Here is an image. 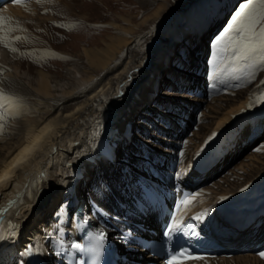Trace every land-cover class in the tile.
<instances>
[{
	"label": "bare ground",
	"instance_id": "bare-ground-1",
	"mask_svg": "<svg viewBox=\"0 0 264 264\" xmlns=\"http://www.w3.org/2000/svg\"><path fill=\"white\" fill-rule=\"evenodd\" d=\"M94 1L96 0L89 3L81 1L83 4L77 5L75 8L100 9L101 17L104 19L111 17L113 10L117 9L112 5L116 4L120 10L122 8L130 9L138 15L149 12L138 25L159 21L162 19V17L160 18L162 11L171 17L175 13V8H171L168 4L169 0H116L115 4H102L103 8ZM171 1L176 4L180 2V0ZM29 2L24 5H2L0 17L9 18L7 21H0L3 24L2 28L11 29L16 17H23L31 13L36 16V9L32 8L41 1L30 0ZM76 2L78 0H72L73 4ZM53 3L55 2L52 1L50 5H47L49 11H52L55 6H59V4ZM160 4L161 6H159ZM136 17L137 15L120 16L119 21L129 27L115 22H107L105 26H108L111 32L121 31L129 35L137 25L133 24V19ZM178 17L180 18V16ZM52 19L54 18L51 16L50 20ZM39 24L47 26L48 29L45 32L51 41L56 43L61 41L60 33L57 36L58 32L52 29L49 23ZM83 24V22H79L77 25L81 32L86 31L87 37L72 35L74 30L71 27L65 38H78L81 42H86L90 33ZM171 26L168 25L165 28L166 31ZM99 30L100 32L104 31L105 27L99 28ZM1 32H4L1 35L2 40H0L2 43L5 41L8 43L11 36H14L13 40L21 41L15 37L21 36L19 31H16L17 34L8 32V40L4 38L5 31L1 29ZM217 36V40L221 38L220 34ZM111 40H116L118 45H111L109 43ZM110 41L103 48H83L81 54L74 59L75 62L66 69L61 81L52 77L48 72H44L45 69L33 77L19 73L18 68L12 65L14 61H8L9 59L5 58L0 48V94L15 98L14 104L11 106L0 107V125H3L0 142L6 141L0 145V209L11 206L3 215V220L0 223V264H16L17 260H20L22 264H34V261L42 264H54L52 251L55 244L49 248L46 240L47 237L56 233L55 227H52L51 220L53 219H49V213L53 208L44 213L41 212L50 203L51 206H54L59 201H68L69 212L62 218L64 226H68L71 219L73 222L71 229L57 230L62 233V237H68L65 241L61 240V246L79 243L80 235L74 223L78 217L98 234L100 232L106 234L105 244L118 251L120 264H161L156 257H150L138 247L125 245L120 232H117L115 228L129 231L128 229H132L131 224L135 225L136 222L144 223V226L158 225L154 211L144 208L143 201L147 199V195L140 191L138 182L150 184L152 180L148 176L151 174L154 177V182L157 181L161 193L166 194L172 193V190L168 189L169 185L183 186L184 172L189 170L188 168L180 169L181 166H179L176 176L174 174V182L168 179L169 170L172 169V166L174 167L177 161L175 156L178 146L175 144L176 147L173 149L171 147L173 142L176 143L187 133L192 122L195 121L192 118V112L200 107L201 103L191 101L188 103L186 99H179L174 103L164 102L161 107L167 110L157 111L159 125L150 120L154 129H148L154 130L152 138L158 139L156 145L162 144L170 147L171 153L165 151L159 153L157 151L159 149L155 145L153 147L145 140L129 136L130 140L137 139L140 144L137 145L141 153L137 154L139 158L136 159L142 160L143 165L148 168V170L144 169L148 175L136 173L131 184L129 178L135 165L131 166L129 161L133 160V156L136 154L135 152L132 155L129 154V149L133 148L128 140L129 126L133 115L138 113H135V110L140 109L148 102L149 95H151L149 93H152L151 89L154 87H152L156 78L154 76L161 69L162 63L160 62L166 53L159 51V47L153 49V46L151 48L148 46L144 57L140 54L135 55L122 70L113 74L97 90L88 94L91 87L93 88L97 84L96 82L102 80L119 65L122 52L132 42L131 38L120 37L119 34L110 36ZM157 43L156 41L154 45H160V42ZM213 49L216 51V46ZM42 61H38V64L43 66L45 62ZM201 65L203 64L201 63ZM204 66L205 64L200 71L201 74L204 73ZM214 66L212 65V69ZM30 67L32 68L31 64ZM199 68L200 65L195 70L197 71ZM261 69L264 68L255 65L251 69V73H256ZM171 77H168L172 81L169 86L193 90V93H203L201 90L203 78L202 82L196 81V78L192 77L189 79L191 82H178L176 76L171 75ZM260 84H264V80L257 86ZM259 107L260 105L256 110ZM172 108H179V112L174 113L168 110ZM156 110L154 107V111L149 114L154 115ZM247 110H249V103L245 101L236 109H231L218 121L215 128V135H219L218 141L209 148L213 160L210 165L214 160H217L218 163L214 169H209L204 175H199L194 171L193 178L196 183H200L199 187L201 188L194 192L198 195L187 207L190 208L200 199H203V202L198 203L190 211L185 205L181 208L182 213L192 214L207 207L208 213L214 218L217 227L223 229L224 236L221 237L220 245L235 251V254L230 258L220 256L215 259H203L185 264H264L263 260L253 255L256 245L264 244V217H261L264 205L262 208H258L260 202L253 207L245 208V206L238 211L233 210L244 200H248L250 196L264 192V174L254 181L251 180L252 182L245 188L240 181L242 177L237 179L235 188L228 190L223 188L225 187L223 181L213 185H211L213 179L209 181V178L218 172V167L225 165V160L233 153L232 147L234 146L236 149L237 145L233 143L236 142L235 137L240 134L241 128L235 129L239 125L235 119L240 114L247 113ZM22 113L26 114L24 120L20 118ZM145 117L147 118V115ZM160 118L161 122L163 123L164 120L165 123L161 124ZM148 129L146 128L145 133L148 132L151 134L148 136H152V131L150 133ZM132 130L134 129L131 127V133H133ZM160 133L165 137L159 136ZM255 139L249 140L248 143L256 142ZM220 142H223V145L219 149H215ZM144 143L147 144V147ZM248 143L244 142L243 146L248 148L250 146H247ZM119 146H122L123 154L116 157V150ZM150 147H153V150ZM139 155H143V159H140ZM198 157L194 159L193 167L203 164V161H199L200 157ZM136 159L134 158V160ZM138 160L135 163H139ZM192 166L189 167L192 168ZM202 169L204 170V167ZM172 171L175 173L174 168ZM93 172L94 177L90 184L95 186L96 182L97 191L93 192L90 185L86 190L90 196L86 200L84 187L91 180ZM251 175H247L246 180L250 179ZM190 184L184 188H191L194 183L191 181ZM134 196L138 201L133 199ZM221 205L229 210L222 213L223 206ZM233 216H237L236 220L244 222L248 228L243 230V228H237V225H229L226 219ZM255 218L257 220L254 223L251 222ZM29 246H31L30 252L26 251ZM69 248L71 249L69 258H66V255L64 258L67 262L58 258L57 264H76L79 261L77 257L79 250L72 246ZM221 255H224V252H221Z\"/></svg>",
	"mask_w": 264,
	"mask_h": 264
},
{
	"label": "rangeland",
	"instance_id": "rangeland-1",
	"mask_svg": "<svg viewBox=\"0 0 264 264\" xmlns=\"http://www.w3.org/2000/svg\"><path fill=\"white\" fill-rule=\"evenodd\" d=\"M35 1H41L32 8L36 9V16L31 13L23 17H16L15 21L13 22V26L11 27V29H15V31L9 32L6 28H2L3 24L0 23V40H2L1 35L4 34V32H1V29L2 31L4 30L5 33L9 32L12 34H17L16 31H19V33H21L20 42L13 40L12 37L14 36H11V38L9 39L10 44L6 41L3 43L0 41V48L2 53L5 55V58H7V60L9 59L8 61H14L12 62V65L18 68L19 73L21 72L33 77L36 76L40 71H43V69H45L44 72H48V74H50L52 77L61 81L62 77L65 75L66 69L69 67V65L75 62L74 59L77 57V55L81 54V50L83 48H103L105 47L104 45L110 41V36L112 35L114 36L119 34L120 37L131 38L132 42L121 54L119 65L114 68V70H111L112 72L107 74V76H104L102 80L96 82L97 84H95L93 88L91 87V89L88 91V94H91L102 84H104L113 74L122 70L127 65V63L134 58L135 55L140 54L142 55V57H144L146 55L148 46L150 48L153 46V49L154 47H159V51H163L164 53H166V56L162 57V60L160 62L162 63L161 69L157 71L156 75L154 76V78L156 77L152 84V87H154L151 89L152 93H149L151 95H149L148 102L140 109L135 110V113H138L133 115L129 130L131 131V127L134 130H132L133 133L129 131L128 140H130L129 136H136L134 138L145 140L146 143L151 144V146L154 147L155 145V147H158L159 150L157 151L159 153H164V151L167 153H171L172 150L170 149V147L163 146L162 144L157 146L156 144L158 139L155 140V137L152 138L154 134V126L151 125V122L159 125L157 120L159 118V113L157 111H166L167 109L161 107V105L162 103L168 101L170 103H174L179 99H186V102L188 103L189 101L193 103L200 102V107H197L196 110L192 112L194 114H192V118L195 121L192 122L191 127L188 129L187 133H185L176 143H172V149L173 147H176L175 144L178 146L177 155L175 156V160L177 161L175 162L174 167H171L172 169L174 168L175 173L172 171V169H170L168 175V179L174 182V174L176 176V171L179 166H181L180 169L189 168V166L193 165L194 159L196 157L209 150V148L218 141L217 137L219 135H215V128L217 127L218 121L227 112L231 111V109H236L246 101L247 103H249V105L251 104V107L249 106V110L246 111L247 113L244 112L237 116V118L235 119L236 121H238L237 123H239V125L236 126L235 129L241 128L240 134L235 137L236 142L233 143L234 145H237L236 149H234V146L232 144L233 153L225 160V165L223 167H218V172L211 176L209 178V181L213 179L211 185L216 182L223 181L222 183H225V187L223 188L225 190H228L231 188H235V185H237V179L239 177H242L240 181L242 183V186L245 188L252 181L264 174V116L259 120H254V117L248 118V116L253 112L264 109V103L258 102L257 100V97H259L261 94H264V84H260L259 86H257L264 80V69L259 70V72H263H260L259 74L257 73L258 75H256L254 81L249 87L245 86L239 91H235L218 98H212L209 101L200 100L199 98H195L192 95L189 96V94L187 95V93H184L185 91H187L185 88L181 89L169 86L170 83H172L171 80H173L171 75L176 76L178 82H191V80H189L190 77H192L193 79L196 78V81H203V77L201 76L200 78V76L197 75L198 70L196 71L195 69L199 65L200 67L203 66L205 64V62L203 61H207L208 57L210 56L211 45L215 39L214 33L220 29L218 33H221L223 37L226 36V34H228V29L235 22L237 14L242 10L245 4H248L250 2V0H180L179 4H176L175 2L169 0L168 4L171 6V8H175V13L172 15V17L169 16V14L165 15V11H162L160 14V18L162 17V19H160L159 21L155 20L153 22H149L145 25H138V23L149 12L138 15L137 13L132 12L130 9L122 8L120 10L117 4L112 5L117 9L113 10L111 17L109 19H104L103 17H101L102 11L100 9L84 10L81 7V9L78 7L75 8L77 5L83 4V2L81 1L89 3L93 0H78V2H76L75 4L72 3V0ZM52 1L56 3H53L55 5L59 4L61 8L59 6H55L52 11H49L50 9L47 8V5H50ZM94 3L101 7L102 4L105 3L115 4L117 2L116 0H96L94 1ZM159 6H161V4ZM103 7L104 6H102V8ZM253 7L255 6L253 5ZM256 11L258 12L259 9H256ZM135 15H137V17L133 19V24L137 25L134 27L132 34L127 35L122 33L121 31L111 32L108 26H105L107 22H115L123 25L124 27H129V25L120 22L119 18L120 16L126 17ZM175 15L177 16L175 17ZM51 16L54 19L50 20ZM178 16H180V18ZM38 22L45 24L49 23L51 25V28L55 29L56 32H58L56 33L57 36L60 33L59 37L61 41L59 43L51 41L49 35L47 34V32H45L48 29L47 26L43 24V26H41ZM79 22H83V25L86 26L88 32L90 33L89 39L86 42H81L78 38H65L66 34L68 33V29H70L71 27L74 30L72 35H85L87 37L86 31L81 32V30L79 29L77 25ZM168 25L172 26L169 30L166 31L165 28ZM33 27H35V29H33ZM102 27H105V30L100 32L99 28ZM258 30L259 26L257 27V31ZM156 41L158 43L160 42V45H154ZM109 43H111V45L113 46L118 45L116 40H111ZM225 43H227V41ZM12 48H16L17 51H12ZM40 49L52 50V54L46 55L45 58L44 56H42ZM236 55V52L231 56V54H228V51H219L216 54V58L218 60H221L227 57L225 59V63H228L229 65L233 63L236 67V64L240 60L234 59V56ZM253 60L254 65L255 63H258L260 61L259 54H256L253 57ZM38 61H42L45 63H43L42 66L38 64ZM201 63L203 65H201ZM30 64L32 68L30 67ZM238 70L239 69H237V71ZM246 76L247 74L243 72V75L238 78V80H243V82L245 83L247 82V79L244 80ZM168 77H171V80H169L170 78ZM222 99L225 100L222 101ZM259 105V109L256 110ZM154 107H156L157 109L154 112V115L149 114L150 112L154 111ZM168 110H171L170 112L174 113L179 112V108H172ZM145 115H147V118H149L147 119ZM25 117L26 114L22 113V116L20 118L21 120H24ZM160 121L161 120H159V122ZM242 121L243 127L240 125V122ZM161 124L163 123L161 122ZM146 128H153L148 129L150 133L152 131V136H148L151 135L148 132L145 133ZM229 131L232 132L231 130ZM261 134L262 136H259ZM158 135L165 137L161 133ZM253 138H256V142L253 141L248 143L249 140ZM5 142L6 141H1L0 145ZM244 142H247V146H250L248 148H245L243 146ZM129 143H131V146H133V148L131 147V149H129V154L132 155L133 152H135L136 154V156H133V160L129 161L132 164V162L136 161L134 160V158H139L137 154L141 153V150L138 147V145L140 144H138L137 139L130 140ZM144 145L146 146L147 144L144 143ZM122 146L124 147V145ZM122 146H119L117 148L116 157H118L119 154H123L121 152ZM153 147L150 148H152L153 150ZM257 149L260 150L257 151ZM247 175H251L252 177L246 180ZM93 177L94 172L91 173V180L85 184L84 196L88 193V191L86 190L90 186ZM260 202V205H264V192L259 193L258 195L250 196L248 200H244L241 205L233 208V210L238 211V209L245 206V208H247L248 206L253 207ZM61 203L62 201H59L54 206H51L50 203L44 208L41 213H44L47 210L53 208L49 213V219H53L54 221H51L56 224L59 220L57 219V215L61 214L62 211L66 209L61 205ZM55 229L57 234L60 233L59 231L57 232L58 227ZM63 240L65 241V239ZM60 243H62L61 240L54 242L55 245L53 247V251L61 255L63 247ZM134 253L136 252L134 251ZM53 259L54 257L52 255V260ZM57 262L58 258H55L54 264H57ZM16 264H18V262H16Z\"/></svg>",
	"mask_w": 264,
	"mask_h": 264
},
{
	"label": "snow or ice",
	"instance_id": "snow-or-ice-1",
	"mask_svg": "<svg viewBox=\"0 0 264 264\" xmlns=\"http://www.w3.org/2000/svg\"><path fill=\"white\" fill-rule=\"evenodd\" d=\"M20 2V0H17ZM253 5L255 7H253ZM256 9H259L257 12ZM8 17H0V21H7ZM259 30L257 31V27ZM10 31H15V29H9ZM235 34V35H233ZM6 40H8V35L5 33ZM20 39V37H16ZM227 41V43H225ZM10 44V41H9ZM237 55L234 59H245L247 60L250 56L254 54H259V59L261 61L260 67L264 68V0H250L248 4H245L242 10L237 14L234 24L228 29V34L226 36L217 40V50L220 52H227L229 48ZM12 51H17L16 48H12ZM255 76V73L250 77L249 82ZM258 102L264 103V94L257 97ZM15 98L4 96L0 94V107L11 106L14 104ZM251 107V104L249 105ZM3 131V125H0V132ZM260 149H257L259 151ZM196 195L193 194L189 198H186L181 203L186 207L191 205L195 200ZM7 209H5L6 211ZM207 212L197 215L194 219L202 220ZM182 227L181 222L174 220L168 229L166 235H170L171 232L179 230ZM96 239L104 241L106 239V234L100 232ZM72 247L81 251H84V246L79 243L72 244ZM26 251H31V246ZM92 252L95 249H88ZM186 251V250H185ZM185 251L178 253H173L171 258L168 260L167 264H182V260L177 259V257H183L184 260H203L204 256H197L192 254L185 255ZM261 257H264V252L260 253Z\"/></svg>",
	"mask_w": 264,
	"mask_h": 264
},
{
	"label": "water",
	"instance_id": "water-1",
	"mask_svg": "<svg viewBox=\"0 0 264 264\" xmlns=\"http://www.w3.org/2000/svg\"><path fill=\"white\" fill-rule=\"evenodd\" d=\"M223 24H224V23H223ZM219 31H220V29H219L217 32L214 33V36H216V35L218 34Z\"/></svg>",
	"mask_w": 264,
	"mask_h": 264
}]
</instances>
